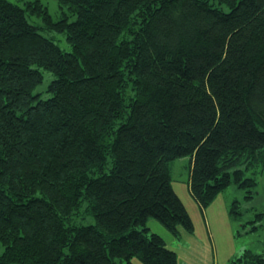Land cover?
<instances>
[{
	"label": "trees",
	"instance_id": "1",
	"mask_svg": "<svg viewBox=\"0 0 264 264\" xmlns=\"http://www.w3.org/2000/svg\"><path fill=\"white\" fill-rule=\"evenodd\" d=\"M59 1L55 20L0 0V264H178L147 226L194 229L170 163L191 157L202 208L233 177L252 197L264 167V0Z\"/></svg>",
	"mask_w": 264,
	"mask_h": 264
},
{
	"label": "rangeland",
	"instance_id": "2",
	"mask_svg": "<svg viewBox=\"0 0 264 264\" xmlns=\"http://www.w3.org/2000/svg\"><path fill=\"white\" fill-rule=\"evenodd\" d=\"M24 7L28 0H10ZM56 20L61 16L63 7L59 0H40ZM225 10L228 6L223 5ZM30 12V11H28ZM75 16H71L73 20ZM29 21L38 26L45 36L52 38L64 50H72L65 31L50 26L41 15L28 14ZM55 74L44 69V79L35 88L41 98L52 95L47 91L48 85ZM191 157L185 156L170 163L172 185L184 202L194 223V229L189 231L179 226V234H174L156 217H149L147 226L149 234L157 233L163 237L167 247L175 250L178 264H233L234 260L251 250L264 256V167L257 174L248 170L245 176H255L257 184L254 186L252 197L246 188L235 182L234 177L230 185L221 191L214 200L202 208L191 194L189 187ZM237 201V207L234 201ZM236 211L234 213L233 210ZM74 223L95 224L92 213L80 211L74 215ZM4 246L0 242V252ZM118 264H126L124 260L116 259ZM135 264H144L138 258H133ZM241 264V262L239 263Z\"/></svg>",
	"mask_w": 264,
	"mask_h": 264
}]
</instances>
